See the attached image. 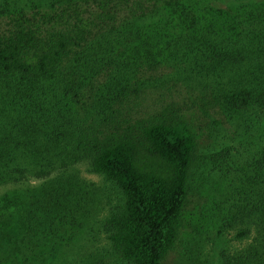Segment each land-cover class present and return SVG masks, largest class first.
<instances>
[{
	"label": "trees",
	"instance_id": "trees-1",
	"mask_svg": "<svg viewBox=\"0 0 264 264\" xmlns=\"http://www.w3.org/2000/svg\"><path fill=\"white\" fill-rule=\"evenodd\" d=\"M218 128L220 264H264V0H0V264H59L81 165L122 196L113 255L170 264Z\"/></svg>",
	"mask_w": 264,
	"mask_h": 264
},
{
	"label": "rangeland",
	"instance_id": "rangeland-1",
	"mask_svg": "<svg viewBox=\"0 0 264 264\" xmlns=\"http://www.w3.org/2000/svg\"><path fill=\"white\" fill-rule=\"evenodd\" d=\"M233 134L232 128L199 134L181 234L170 264H220V256L235 244L231 231L219 233L228 188L211 164L212 155L230 143ZM74 173L63 201L64 213L69 212L67 227L57 232L64 237L59 264H128L113 255L103 230L105 220L122 204L120 192L102 176L87 172L85 165Z\"/></svg>",
	"mask_w": 264,
	"mask_h": 264
}]
</instances>
